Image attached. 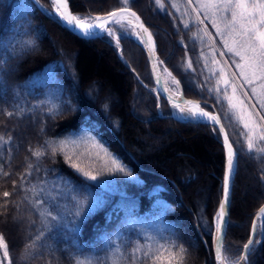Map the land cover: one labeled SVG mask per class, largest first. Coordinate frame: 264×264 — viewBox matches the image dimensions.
I'll return each instance as SVG.
<instances>
[{"label": "trees", "instance_id": "trees-1", "mask_svg": "<svg viewBox=\"0 0 264 264\" xmlns=\"http://www.w3.org/2000/svg\"><path fill=\"white\" fill-rule=\"evenodd\" d=\"M161 5L155 0H130L128 7L152 33L157 58L180 81L178 91L183 97L221 116L230 142L238 149L223 240L226 255L239 257L255 219L256 239L261 242L249 252L248 264H264V237L259 235L264 222L257 218L264 206V165L247 153L239 135L242 128L224 118L226 102L222 109L216 104L215 91H208L216 86L205 69V61L212 67L213 46L199 31L201 27L192 23L193 14L183 0H161ZM39 6L41 10L31 0H0V61H6L0 64V78L5 81L0 86V134L12 136L8 145L0 146V205L9 202L7 211L0 208V233L9 249L5 264H73L75 256L103 259L111 247L109 238L116 239L122 252L130 253L137 242L151 244L146 237L163 242L168 236L187 249L183 264H214L211 221L224 172L217 130L204 122L172 118L163 99L159 112L149 88L152 81L144 51L132 38L123 36L117 51L104 35L81 38L71 33L52 12L50 1L39 0ZM122 6L121 0H69L70 11L81 16L103 15ZM204 24L218 50L225 51L211 23L205 20ZM26 41H32L31 47H25ZM215 56L220 60L216 51ZM223 58L239 77L233 57L225 51ZM189 60L191 69L187 68ZM244 90L251 96L249 86ZM4 109L23 111L9 117ZM89 136L96 137L131 177L102 174L99 183L87 182L62 154L37 161L29 151L45 141L77 140L81 146L76 151L83 153L80 165L101 170L108 157L97 156L87 143ZM73 150L69 144L68 151ZM29 162L40 167L28 178L32 184L45 180L51 188L68 180L94 193L101 203L79 229L54 227L34 248L26 249L42 229L38 220L35 225L28 223L37 216L20 190V174ZM4 191L12 195L5 198ZM70 194L64 187L59 201V213L66 222L71 220L67 215L72 210Z\"/></svg>", "mask_w": 264, "mask_h": 264}, {"label": "snow or ice", "instance_id": "snow-or-ice-1", "mask_svg": "<svg viewBox=\"0 0 264 264\" xmlns=\"http://www.w3.org/2000/svg\"><path fill=\"white\" fill-rule=\"evenodd\" d=\"M50 2L58 19L69 28L79 31L82 36L88 38L106 34L119 47L123 35L130 32L149 50L152 57L155 56L152 33L141 22L137 13L128 7L130 0H121L124 6L109 11L104 16L97 15L95 17L73 14L69 8V0H50ZM35 3L39 4V0H35ZM155 3L162 6L161 0H155ZM185 4L192 9V12L197 13L192 23L203 25L205 20L209 21L215 29V35L220 38L226 53L233 57L232 63L235 64L239 77H237L236 72H231L228 61H223V65H221V61L216 59L214 47L210 49L212 67L209 68L208 62L205 61V69L209 71L210 78L215 79L216 86L215 89L208 88V91L209 93L215 91L216 104L221 105L222 109L226 102L224 118L234 121L242 128L239 135L246 145L247 153L252 159L260 161L264 165V0H185ZM172 6L176 7L174 4ZM200 12L204 13L203 18L200 17ZM184 27L188 29L189 23H185ZM199 31L211 39L212 34L206 28H201ZM212 44L214 45L215 41H212ZM31 45L32 41L25 42V47H31ZM14 48L15 46H13V51ZM8 51L9 49L5 48V52ZM225 51L220 53L221 57L225 55ZM203 55L201 53L202 58ZM237 57L239 58L238 61L235 59ZM5 62L0 61V64ZM187 68H192L190 60L187 62ZM164 72L168 76H172L167 68L164 69ZM217 72L219 73L218 77ZM230 72L231 74H229ZM208 78L206 77V79ZM172 84L176 86V89L180 88V81L176 80L175 77H172ZM4 85L5 81L0 78V86ZM245 85L250 87L251 96L248 91L244 90ZM165 91L167 92L169 89H165ZM14 94L18 95V91L14 90ZM176 96L177 100L169 98V103L174 112L178 110L179 114L188 122L205 121L213 126L214 131L216 126H219V133L223 136L226 163L222 199L211 221V227L214 228L213 251L216 264H248L249 252L253 250L254 245L261 242V240L256 239L257 222L255 219L249 239L244 243L243 251L238 258L232 259L226 255L223 244L225 227L228 223L227 209L230 202L231 178L237 166L238 149L234 148L233 142H230L229 136L222 126L220 115L206 111L198 102L183 100L179 91L176 92ZM252 97L256 98L255 103L252 102ZM69 110H72L70 105ZM20 111L23 109L12 112L4 109L3 113L11 117L19 115ZM11 140V135L5 138L4 135L0 134V146L8 145ZM87 143L90 144L91 148L97 150V156L100 159L108 157V161L101 170H93L80 165L79 161L83 153L76 151L81 146V142L77 140L45 141L37 149L30 147L29 151L37 161L45 156L54 158L62 154L65 162L87 182L99 183L102 174L131 177V172L112 157L96 137L89 136ZM69 144L74 146L71 153L68 151ZM100 153H103L104 157H100ZM89 155H91L90 152ZM0 171H2V167H0ZM33 171L39 172L40 167L38 164L34 165L29 162L25 171L20 174V190L25 193L23 201L27 202V206L34 210L37 216V219H29L28 223L35 225L38 220L42 229L25 245L26 249L34 248L35 242L40 241L54 227L69 228V231L79 229L100 207L101 203L94 193L78 188L68 180H63L62 184H53L51 188L45 186L47 184L45 180L39 181L38 184H32L28 178ZM3 175L8 176L9 173L3 172ZM261 180H264V173L261 175ZM25 182H27V187ZM13 184L15 186L16 182L13 181ZM64 187H68L71 193L67 197L72 203V210L67 213L71 217L70 222H66L65 217L59 213V201L64 195ZM27 193H31V197ZM2 195L7 198L12 193L4 191ZM8 203L5 200L0 208L7 211ZM16 207L19 210L20 204H16ZM31 214L29 212L30 217ZM257 218L264 222V206L258 210ZM259 235L264 237V227L260 230ZM146 240L152 241L151 244L137 242L129 253L121 251V247L115 238H109L107 242L111 247L107 251L106 258L75 256L73 257V264H149V262L161 264L162 260H165L166 264H183L188 254L187 249L174 236L164 237L163 242L154 237H146ZM0 250L3 252L4 260H8L9 249L2 233H0Z\"/></svg>", "mask_w": 264, "mask_h": 264}, {"label": "water", "instance_id": "water-1", "mask_svg": "<svg viewBox=\"0 0 264 264\" xmlns=\"http://www.w3.org/2000/svg\"><path fill=\"white\" fill-rule=\"evenodd\" d=\"M31 2L34 4V6L37 8V9H39V10H41V8H40V6H39V4H37V3H35V0H31ZM184 2H185V0H184ZM118 8H120V7H118ZM118 8H116V9H118ZM189 9H190V11L192 12V9L190 8V7H188ZM132 9V8H131ZM113 10H115V9H113ZM112 11V10H111ZM132 11H134L133 9H132ZM53 13L55 14V12L53 11ZM108 13V12H107ZM192 14H193V16L195 17V14H194V12H192ZM105 14H103V15H99V16H104ZM138 15V14H137ZM55 16H56V14H55ZM139 16V15H138ZM57 17V16H56ZM140 17V16H139ZM141 18V17H140ZM57 19H58V17H57ZM59 20V19H58ZM60 21V20H59ZM141 22L143 23V21H142V19H141ZM60 23H61V25L62 26H64L65 28H67L71 33H73V34H75V35H77V36H79V37H81V38H86V37H84V36H82L81 34H80V32L79 31H76V30H74V29H71V28H69L66 24H64V23H62L61 21H60ZM144 24V23H143ZM200 27L202 28V26L200 25ZM99 36V35H98ZM88 38H92V37H88ZM211 44H212V42H211ZM212 46L214 47V45L212 44ZM142 47V46H141ZM215 48V47H214ZM142 49H143V51H144V54H145V59H146V62H147V65H148V69H149V73H150V77H151V81H152V85H153V89H154V93H155V95H157L160 99H163L164 100V102L166 103V105H167V107H168V109H169V116H171L172 118H174V119H176V120H179V121H187L186 119H184V118H179L178 117V115H177V113H176V111L174 112V110H173V108H172V105L169 103V96L163 91V88H162V84H161V79H160V64H161V62H160V60L157 58V55H156V53H155V56L154 57H152V55H151V53L149 52V50L148 49H145L144 47H142ZM216 50V49H215ZM216 52H217V50H216ZM218 53V52H217ZM219 58L221 59V62H222V64H223V61H224V59L221 57V55H219ZM229 74H231V72L229 73ZM182 95V94H181ZM172 99V98H171ZM182 99L183 100H189V101H194V102H198V101H196V100H192V99H188V98H185V97H183V95H182ZM174 100V99H173ZM199 103V102H198ZM200 104V103H199ZM212 112H213V114H217L214 110H212ZM197 122H204V123H207V122H205V121H197ZM207 124H209V123H207ZM209 125H211V124H209ZM212 126V125H211ZM223 126V125H222ZM213 127V126H212ZM219 126H216V130H217V132H218V135H219V138H220V142H221V144H222V147H223V150H224V171H225V163H226V150H225V148H224V145H223V136L219 133ZM226 132V131H225ZM223 177H224V172H223V175H222V179H221V181H220V186H221V197H220V200L222 199V186H223ZM232 179V178H231ZM230 199V198H229ZM219 203H220V201H219ZM228 206H229V204H228ZM218 207H219V204H218ZM218 207H217V210H218ZM216 210V211H217ZM227 214H228V209H227ZM252 228H253V226H252ZM251 232H252V229H251ZM250 232V233H251ZM213 235H214V230H213ZM213 248H214V242H213V237H212V254H213V260H214V264H216V259H215V253H214V251H213Z\"/></svg>", "mask_w": 264, "mask_h": 264}, {"label": "rangeland", "instance_id": "rangeland-1", "mask_svg": "<svg viewBox=\"0 0 264 264\" xmlns=\"http://www.w3.org/2000/svg\"><path fill=\"white\" fill-rule=\"evenodd\" d=\"M48 1H50V0H48ZM184 1V0H183ZM185 3V2H184ZM51 7H52V5H51ZM41 8V7H40ZM44 10V9H43ZM190 10V9H189ZM54 11V9H53V7H52V12ZM55 12V11H54ZM192 13V12H191ZM203 16H204V13L203 12H200ZM195 14V16L197 15V13H194ZM75 15H79V14H75ZM79 16H81V15H79ZM95 17V16H94ZM200 26V25H199ZM202 26V28H206L205 27V24H203V25H201ZM207 29V28H206ZM215 30V29H214ZM208 31V30H207ZM106 38H108V40L113 44V45H115V47L117 48V51H119V49H120V45H119V47H117L116 46V44H115V42L113 41V40H111V38L110 37H108L106 34H103ZM123 36H127V37H130V38H132L136 43H138L139 44V42H138V40L133 36V35H131L130 34V32H126ZM208 38V40H209V42L211 43L212 41H214V39H213V37L211 36V39H209V37H207ZM140 45V44H139ZM212 45V44H211ZM141 46V45H140ZM214 47H215V49L217 50V55H218V57H219V55H220V51L218 50V48L216 47V44H214ZM118 54H119V56H120V58L123 60V61H125L123 58H122V56L120 55V53L118 52ZM223 58V57H222ZM220 59V58H219ZM224 59V58H223ZM237 61H238V57L237 58H235ZM221 60V59H220ZM224 61H226L225 59H224ZM161 62V61H160ZM166 67L161 63L160 64V77H161V79H162V81L164 82V84L166 85V87H168L169 89H172L173 91H175V92H177L178 91V89H176V86L175 85H173L172 84V77H174L173 75L170 77V76H166L164 73H163V71H164V69H165ZM168 70V69H167ZM169 71V70H168ZM170 72V71H169ZM231 72H233V71H231ZM171 73V72H170ZM139 81H141V80H139ZM258 87V86H257ZM150 88V90L153 92V94L155 95V93H154V89H153V85L151 86V87H149ZM250 88V87H249ZM250 91H251V89H250ZM258 91H260V89L258 88ZM155 97H156V99H157V105H159L158 106V110H159V112L160 111H163L162 110V107L160 106V98L157 96V95H155ZM242 98H243V96H242ZM246 102H247V100H246ZM164 106H165V104H163ZM169 110V109H168ZM170 112V111H169ZM176 113H177V115H178V117L179 118H183V117H181V115L179 114V112L176 110ZM216 213V212H215ZM14 229L16 230V228L14 227ZM0 262H2V264H5L6 263V260H4V258H3V252H2V250H0Z\"/></svg>", "mask_w": 264, "mask_h": 264}, {"label": "bare ground", "instance_id": "bare-ground-1", "mask_svg": "<svg viewBox=\"0 0 264 264\" xmlns=\"http://www.w3.org/2000/svg\"><path fill=\"white\" fill-rule=\"evenodd\" d=\"M138 42H139V40H138ZM139 44L142 46V47H144L145 49H147L143 44H141L140 42H139ZM169 72V71H168ZM163 73L168 77V74L166 73V72H164L163 71ZM160 79H161V77H160ZM161 84H162V88H163V91L170 97V98H172V99H174V100H177V96H176V92L175 91H173L172 89H169L168 87H166V85L164 84V82L162 81V79H161ZM165 89H169V91H165ZM178 111V110H177ZM182 117V116H181Z\"/></svg>", "mask_w": 264, "mask_h": 264}]
</instances>
